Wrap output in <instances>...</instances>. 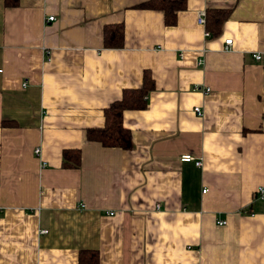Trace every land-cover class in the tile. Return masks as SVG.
<instances>
[{
    "label": "crops",
    "instance_id": "0c3cea01",
    "mask_svg": "<svg viewBox=\"0 0 264 264\" xmlns=\"http://www.w3.org/2000/svg\"><path fill=\"white\" fill-rule=\"evenodd\" d=\"M145 1L0 0V264H264V0ZM147 78L130 146L87 139Z\"/></svg>",
    "mask_w": 264,
    "mask_h": 264
},
{
    "label": "trees",
    "instance_id": "16d2710c",
    "mask_svg": "<svg viewBox=\"0 0 264 264\" xmlns=\"http://www.w3.org/2000/svg\"><path fill=\"white\" fill-rule=\"evenodd\" d=\"M185 5V0H147L138 4L140 7L158 8L163 12L164 22L172 24L175 20V13L182 9ZM227 14V9L208 8L205 15V23L209 19L217 27L220 21ZM210 32V31H209ZM122 40V26L116 24L114 26L105 27L104 30V44L108 46H118ZM146 79V74L144 75ZM152 82L145 80L144 83L136 88L126 89L123 91L121 97L113 102L105 109V124L99 128H91L86 131V138L90 140L99 141L105 146H117L121 148H128L130 146L129 130L122 125L121 116L123 109H140L145 105V93L151 87ZM72 152L71 160L66 161V154ZM63 164L77 165L79 160L78 149L63 150ZM88 260H83V255L79 256V264H96L97 254L95 251H89Z\"/></svg>",
    "mask_w": 264,
    "mask_h": 264
},
{
    "label": "built area",
    "instance_id": "2783aa9c",
    "mask_svg": "<svg viewBox=\"0 0 264 264\" xmlns=\"http://www.w3.org/2000/svg\"><path fill=\"white\" fill-rule=\"evenodd\" d=\"M52 18H53L52 15L47 16V20H51ZM195 20H196V23L197 24H200V25H203L204 26V24H205V11L203 9L197 11L196 16H195ZM209 34H210V32L207 29H205L203 31V35L204 36H208ZM231 47H232V38L231 37L224 38L223 39V46H222V48L224 50H228ZM252 56L255 59H258L260 57V54L257 53V52H255V53L252 54ZM200 61L201 60H199V62ZM192 89H194V90H201L203 92H206V91L209 90V87L208 86H198L196 84V85L192 86ZM192 111L196 115H198V116H200L202 114V110H201V108L198 105H194L192 107ZM33 152L35 153V155L38 156L39 155V147L38 146L37 147H34L33 148ZM179 159L181 161L193 160V162H194L195 165H200L201 164L200 159H195L193 156H191L190 154H186V153L185 154H181L180 157H179ZM42 165H44V162H41V166ZM204 190L205 189H202V191H204ZM255 192H256V196L257 197H262V194L264 193V186L257 187L256 190H255ZM80 205L82 206L83 203L80 202ZM109 213H111V212H109ZM223 222H224V220H219L217 223H223ZM45 231H46V229H41L40 230V232H45Z\"/></svg>",
    "mask_w": 264,
    "mask_h": 264
}]
</instances>
